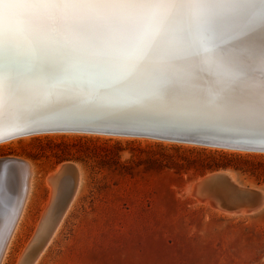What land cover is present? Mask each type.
Here are the masks:
<instances>
[{
    "label": "snow or ice",
    "instance_id": "1",
    "mask_svg": "<svg viewBox=\"0 0 264 264\" xmlns=\"http://www.w3.org/2000/svg\"><path fill=\"white\" fill-rule=\"evenodd\" d=\"M49 118L264 136V0H0V125Z\"/></svg>",
    "mask_w": 264,
    "mask_h": 264
},
{
    "label": "rangeland",
    "instance_id": "2",
    "mask_svg": "<svg viewBox=\"0 0 264 264\" xmlns=\"http://www.w3.org/2000/svg\"><path fill=\"white\" fill-rule=\"evenodd\" d=\"M79 133L0 145V158L29 160L35 179L26 218L0 264H16L36 234L51 192L46 176L65 163L79 169L80 190L35 264H264V203L236 214L190 188L227 170L240 186L264 191V152Z\"/></svg>",
    "mask_w": 264,
    "mask_h": 264
},
{
    "label": "bare ground",
    "instance_id": "3",
    "mask_svg": "<svg viewBox=\"0 0 264 264\" xmlns=\"http://www.w3.org/2000/svg\"><path fill=\"white\" fill-rule=\"evenodd\" d=\"M253 39L258 40L259 34L257 33ZM51 125H61V126H93L98 128H112V129H123V130H139L147 131L150 133H162V134H175L191 138H200L214 140L226 144H235L241 143L246 146L256 147H242L237 149L234 146L228 148L222 146V148L227 150H237V151H262L264 152V136L259 134H249V135H231V136H218L208 131H198L192 129H178L171 127H161L150 123H136V122H116V121H105V120H91V119H81V120H61L56 118H49L47 121L41 124H20L17 126H7L0 125V136L18 133L21 130L33 129L37 127H45ZM59 132H78L77 129L72 130H56ZM52 131H41V132H28L27 134H16V136L8 137L4 140H0V145L8 142L15 141L20 137H26L32 134L39 133H51ZM82 133V132H81ZM80 134V133H79ZM90 134V133H89ZM96 134V133H95ZM101 135V134H100ZM113 135V134H111ZM126 135V134H125ZM121 137H131L114 135ZM143 138L151 139L150 137L140 136ZM27 138V137H26ZM157 139V138H156ZM161 140V139H160ZM170 141V140H163ZM180 142V141H178ZM185 144L199 145L189 142H181ZM207 147H215V145H202ZM221 146H216L218 148ZM240 148V147H239ZM250 152V151H249ZM16 157V156H15ZM22 157V156H21ZM79 167V166H78ZM81 169V168H80ZM0 170L4 172L7 176V181L5 177L0 173V261L3 258L8 244L12 243L13 237L19 231L22 222L25 220L27 215V207L31 203L33 197V185L35 179L33 178L34 166L29 160H23V158H14V157H4L0 158ZM77 167L73 164H62L57 166L54 171H50L47 174V182L50 183L51 192L49 200L46 207L42 211L41 220L38 224V227L35 228L36 234L33 235L32 239L25 244V247L22 249V252L18 256L16 264H35L38 260L39 255L46 248L47 244L50 242L52 237L55 235L56 231L60 227V224L66 215L68 209L71 207L73 200L76 196V193L80 190L81 179L80 174L78 176ZM217 173H223L222 177L216 176ZM206 176H210L207 182L202 183V179ZM49 180V181H48ZM234 180V174L231 171L222 170L209 173L195 182L191 183L190 188L193 191H197L200 194L204 187H206L207 194L200 195L203 202H207L210 205H216L219 208L229 209L234 211L236 214L248 213V211L259 210L258 208L264 203V191H261V188H256L254 186L244 187L240 186ZM234 187L239 189H250L257 191V199H255L254 206L238 205L234 208L229 207V203L224 202V199L220 198L218 195L216 198L211 195H215L217 192L220 194V190L225 189V193L235 194L237 191L234 190ZM237 188V189H238ZM255 188V189H254ZM190 189V190H191ZM228 195V194H226ZM224 196V195H223ZM222 197V196H221ZM256 198V195H255ZM76 200V199H75ZM201 200H199L201 202ZM257 209V210H256ZM225 211V210H224ZM254 212V211H253ZM230 213V212H229ZM33 234V233H32ZM32 236V235H31ZM28 249V253L24 256V250ZM36 254H35V253ZM34 253V255H32ZM6 256V254H5ZM38 262V261H37Z\"/></svg>",
    "mask_w": 264,
    "mask_h": 264
},
{
    "label": "water",
    "instance_id": "4",
    "mask_svg": "<svg viewBox=\"0 0 264 264\" xmlns=\"http://www.w3.org/2000/svg\"><path fill=\"white\" fill-rule=\"evenodd\" d=\"M72 129H77L79 132H85V133H103V134H113V135H131V136H145V137H151V138H157L161 140H170V141H180V142H189V143H194V144H199V145H215V146H226L228 148H232L231 146L236 147L237 149H241L242 147H249V148H256V147H250L246 146L245 144L241 143H235V144H226L214 140H208V139H200V138H191V137H185L181 135H175V134H162V133H150L147 131H139V130H123V129H112V128H98V127H93V126H61V125H51V126H45V127H37L33 129H27V130H21L18 131V133H10L6 134L3 136H0V140H4L8 137L16 136V134H27L28 132H41V131H56V130H72ZM240 147V148H239ZM264 148V147H260ZM0 173L2 176L5 177V180L7 181V176L4 172L0 170ZM223 173H217L216 176L222 177ZM210 176L204 177L201 181L202 183L207 182L209 180ZM237 192L235 194L231 195H226L225 189L220 190V194L218 192L215 195H211L212 197H217L218 195L220 198L224 199V202L229 203V207L234 208L235 206L238 205H246L248 206H254L255 205V199H257V191L250 190V189H239L238 187H234ZM238 188V189H237ZM201 193L198 194L197 191H193V194H195L197 197L202 198L200 195L207 194L206 192V187L203 188ZM224 195V196H223ZM256 195V198H255ZM222 196V197H221Z\"/></svg>",
    "mask_w": 264,
    "mask_h": 264
}]
</instances>
